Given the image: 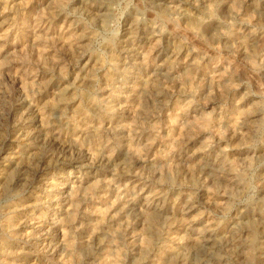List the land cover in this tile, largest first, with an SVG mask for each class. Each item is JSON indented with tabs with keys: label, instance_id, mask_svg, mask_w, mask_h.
<instances>
[{
	"label": "rangeland",
	"instance_id": "374dc122",
	"mask_svg": "<svg viewBox=\"0 0 264 264\" xmlns=\"http://www.w3.org/2000/svg\"><path fill=\"white\" fill-rule=\"evenodd\" d=\"M0 264H264V0H0Z\"/></svg>",
	"mask_w": 264,
	"mask_h": 264
}]
</instances>
